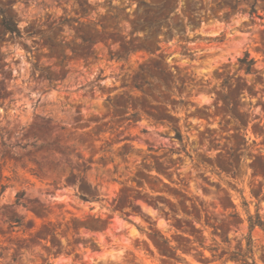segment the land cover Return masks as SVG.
I'll use <instances>...</instances> for the list:
<instances>
[{"label":"rangeland","instance_id":"obj_1","mask_svg":"<svg viewBox=\"0 0 264 264\" xmlns=\"http://www.w3.org/2000/svg\"><path fill=\"white\" fill-rule=\"evenodd\" d=\"M0 8L20 31L0 16V264H242L264 223V0Z\"/></svg>","mask_w":264,"mask_h":264},{"label":"trees","instance_id":"obj_2","mask_svg":"<svg viewBox=\"0 0 264 264\" xmlns=\"http://www.w3.org/2000/svg\"><path fill=\"white\" fill-rule=\"evenodd\" d=\"M0 16H1V23H2L5 30L9 31L12 34H19L20 33V31L17 27V24L14 23V21L9 16H7L5 11L1 8H0ZM246 56H247V53H245L244 57L238 58V62L240 64H243ZM252 64H253V61L251 60L249 63V66L247 67L248 70ZM255 226H258V227L264 229V223L260 220L259 217H258L257 222H253V221H251V216H249V218H248V236H247L248 248L242 254H237L239 257L236 256V260L241 262L242 264H249L247 261V258L250 257V253H251L250 232ZM47 264H50V263H47Z\"/></svg>","mask_w":264,"mask_h":264}]
</instances>
